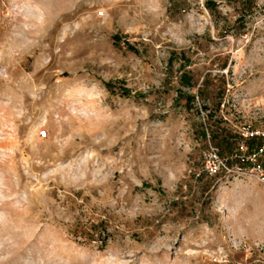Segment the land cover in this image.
<instances>
[{
  "label": "rangeland",
  "instance_id": "obj_1",
  "mask_svg": "<svg viewBox=\"0 0 264 264\" xmlns=\"http://www.w3.org/2000/svg\"><path fill=\"white\" fill-rule=\"evenodd\" d=\"M206 1L0 0V264H264V170L200 136L264 131V0Z\"/></svg>",
  "mask_w": 264,
  "mask_h": 264
},
{
  "label": "trees",
  "instance_id": "obj_2",
  "mask_svg": "<svg viewBox=\"0 0 264 264\" xmlns=\"http://www.w3.org/2000/svg\"><path fill=\"white\" fill-rule=\"evenodd\" d=\"M244 1V0H243ZM246 1V0H245ZM206 6L208 9L213 11L214 3L211 0L206 1ZM183 65V69H184ZM197 80L194 78V75L190 70H182L178 77V83L181 87L177 89V99H184L186 102V106L188 108H192L197 95L190 93L189 91H184V87L194 88L197 85ZM107 87L110 90H114V85L112 83H107ZM199 94H202V89L199 88ZM122 96L130 97L132 93L124 89L121 93ZM137 97L143 96L141 94L136 95ZM206 109L210 107H205ZM220 110V105L218 104L216 110L213 112L209 111L207 117V121L201 123V131L200 136L205 140H209L211 142L210 145H213L218 148L219 153L222 156L228 157L229 164L234 166L235 164L240 165L241 167L248 166L253 164V162L247 157L252 154H257V159L264 166V153L260 152V148L263 145V136L260 133L252 132L250 135H243L235 131L231 126L227 124V121L224 120L221 116L218 119H214V116H218ZM243 146V149L241 148ZM220 174V173H218ZM216 174V175H218ZM201 176V175H200ZM84 234H89L88 232H82ZM92 237L101 236V232L90 233ZM97 234V235H95ZM105 242V241H104Z\"/></svg>",
  "mask_w": 264,
  "mask_h": 264
},
{
  "label": "built area",
  "instance_id": "obj_3",
  "mask_svg": "<svg viewBox=\"0 0 264 264\" xmlns=\"http://www.w3.org/2000/svg\"><path fill=\"white\" fill-rule=\"evenodd\" d=\"M42 134L45 136L46 132L43 131ZM260 134L263 136V140H264V131H262ZM241 148L243 149V146H241ZM260 152L264 153V142L262 147L260 148ZM247 158L253 162L254 168H258L259 170H264V166H262L257 159V154H252ZM203 170L209 175H216L218 173L231 172L235 170V166H231L229 164L228 157L222 156L219 153L217 147L210 145L203 157Z\"/></svg>",
  "mask_w": 264,
  "mask_h": 264
}]
</instances>
